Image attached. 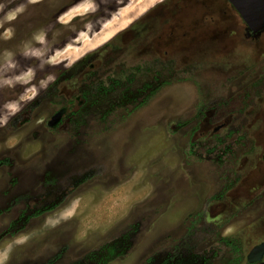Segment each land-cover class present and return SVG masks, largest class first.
<instances>
[{
  "label": "rangeland",
  "instance_id": "1",
  "mask_svg": "<svg viewBox=\"0 0 264 264\" xmlns=\"http://www.w3.org/2000/svg\"><path fill=\"white\" fill-rule=\"evenodd\" d=\"M226 9L218 0H0V124L23 87L18 100L32 99L84 56L124 60L120 34L146 14L160 24L195 18L174 25L171 72L158 68L155 90L135 105L94 113L88 130H61L54 154L0 141V264H252L247 254L264 240V35L246 42ZM211 15L220 26L202 25ZM221 123L223 136L210 140ZM191 145L200 154L188 156ZM76 175L84 182L64 195ZM51 184L40 209L62 201L25 215V201Z\"/></svg>",
  "mask_w": 264,
  "mask_h": 264
},
{
  "label": "flooded vegetation",
  "instance_id": "2",
  "mask_svg": "<svg viewBox=\"0 0 264 264\" xmlns=\"http://www.w3.org/2000/svg\"><path fill=\"white\" fill-rule=\"evenodd\" d=\"M255 1L261 2L262 0ZM218 2L221 5L226 3L229 6V11L226 9L223 14L229 16L230 13L232 15H230L231 18L243 21L244 33H242V36L246 42L253 43L260 35H264V28H255L247 23L232 0H218ZM189 4H191L190 1L186 3L187 10H189ZM256 7L263 6L257 2ZM149 15L151 14L141 17L120 34L122 35L121 42L127 44L129 49L123 52L125 54L124 60H122V54L119 57H109V59L104 61H100L101 55L98 53L93 56H84L56 75L51 81L52 83L50 82L46 85L43 90H39L32 99L27 97L18 100L20 97L18 95H22L27 90V87H23V91L17 94L15 101L19 105L17 113L13 114L5 123L0 124V141L3 145L7 146V148L10 146L15 148L22 147L26 143L40 148L52 146L50 154H54L58 148V139L56 138L61 130L71 132L88 130L90 128L89 122L93 119L94 113H102L103 117H105L104 114L109 116L112 111L116 112L123 109L124 107L122 106H127L128 104L135 105L141 97L152 94V90H155L154 84L157 82L155 79L159 78L160 75L158 74L160 71L158 68H165L163 71L169 73L171 70L168 69L176 61L173 55L177 49L175 27L179 24H191L195 18L188 11H185L178 13L179 19L177 23H174L172 18H168L165 23L162 22L160 24L159 22L154 23L147 20ZM223 18V25L229 26L230 22H227V20L231 18H227L224 15ZM200 19L202 20V18ZM208 21L220 26V22L212 15L202 25ZM167 26H170V28L166 30L165 27ZM216 29L219 31L220 27ZM182 36L185 38L187 36L186 32ZM115 44V42H110L108 46L114 48ZM107 47L106 49H108ZM109 53H114V50ZM143 78H145V82L136 87L137 82L141 83ZM148 79L151 80L146 82ZM133 86L136 88L133 89ZM126 100L128 101L126 102ZM254 103V98H252L253 106ZM226 127V123L215 125L209 134V139L211 140L217 136L221 139L223 136L221 133ZM176 128L181 127L177 126ZM201 135L203 138L207 137L205 133ZM193 154H200V149H194V145H191V148L187 150V155ZM262 157L264 167V153ZM4 159L7 160V158ZM8 159L10 158L8 157ZM50 163L49 161L46 165L48 166ZM0 164L2 165V161H0ZM40 164H42L44 170L45 157L44 160L43 156L40 157ZM51 166L49 167L50 170ZM34 169L27 168L26 171L35 172ZM78 176H74L77 179L61 189L64 195L78 188L84 182L85 176ZM56 189L58 188L51 184L45 189L46 191L30 196L27 199L28 201H25V215L26 212L28 214L35 213L39 210L54 207L57 202L60 203L63 197L55 198L54 202L45 204V207L40 209L43 202L47 203L54 195L51 190ZM211 201L220 203L221 197ZM204 214L203 216H205ZM210 233H204L203 238L206 239V236ZM209 236L211 237V235ZM263 241L255 244L250 251ZM174 262L175 260L171 258L166 260V264H174ZM251 263L264 264V257Z\"/></svg>",
  "mask_w": 264,
  "mask_h": 264
},
{
  "label": "water",
  "instance_id": "3",
  "mask_svg": "<svg viewBox=\"0 0 264 264\" xmlns=\"http://www.w3.org/2000/svg\"><path fill=\"white\" fill-rule=\"evenodd\" d=\"M234 5L242 13L245 21L255 28H264V0H232ZM263 7H256V4ZM252 6H254L252 8ZM264 257V241L256 245L249 253L248 260L254 262Z\"/></svg>",
  "mask_w": 264,
  "mask_h": 264
}]
</instances>
